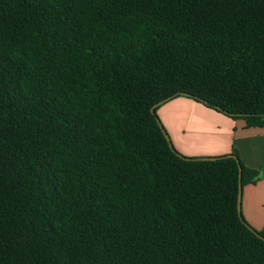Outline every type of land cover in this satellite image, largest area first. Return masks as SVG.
I'll return each mask as SVG.
<instances>
[{
  "label": "trees",
  "instance_id": "1",
  "mask_svg": "<svg viewBox=\"0 0 264 264\" xmlns=\"http://www.w3.org/2000/svg\"><path fill=\"white\" fill-rule=\"evenodd\" d=\"M179 97L264 129V0H0V264H264L262 170L171 148Z\"/></svg>",
  "mask_w": 264,
  "mask_h": 264
},
{
  "label": "crops",
  "instance_id": "2",
  "mask_svg": "<svg viewBox=\"0 0 264 264\" xmlns=\"http://www.w3.org/2000/svg\"><path fill=\"white\" fill-rule=\"evenodd\" d=\"M163 122L176 150L193 158L224 156L236 147L243 163L262 170L261 180L243 188L241 210L246 222L264 231V129L247 128L188 98L169 101Z\"/></svg>",
  "mask_w": 264,
  "mask_h": 264
},
{
  "label": "water",
  "instance_id": "3",
  "mask_svg": "<svg viewBox=\"0 0 264 264\" xmlns=\"http://www.w3.org/2000/svg\"><path fill=\"white\" fill-rule=\"evenodd\" d=\"M166 138L168 140V142L170 143V147L173 148V145L171 143V140L169 138V136L166 134ZM206 160H215V157H207L205 158ZM240 181H239V199H238V210L239 213L242 215V210H241V201H242V193H243V186H242V169H240V177H239Z\"/></svg>",
  "mask_w": 264,
  "mask_h": 264
},
{
  "label": "rangeland",
  "instance_id": "4",
  "mask_svg": "<svg viewBox=\"0 0 264 264\" xmlns=\"http://www.w3.org/2000/svg\"><path fill=\"white\" fill-rule=\"evenodd\" d=\"M180 98V97H179ZM181 98H187V97H181ZM189 100H191V101H193V99H191V98H188ZM195 101V100H194ZM197 102V101H196ZM168 103V102H167ZM167 103H165V104H167ZM165 104H163L162 106H160L159 107V109H158V111H157V115H158V117H159V119H160V121H161V123L163 124V126L165 127V129H166V131H167V134L169 135V138L171 139V136H170V134H169V132H168V130H167V128H166V126H165V124H164V122H163V119L162 118H164V110H160L161 108H163V106L165 105ZM208 108V107H207ZM215 111V110H214ZM221 114V113H220ZM225 116V115H224ZM227 117V116H226ZM171 142H172V139H171ZM173 143V142H172Z\"/></svg>",
  "mask_w": 264,
  "mask_h": 264
}]
</instances>
